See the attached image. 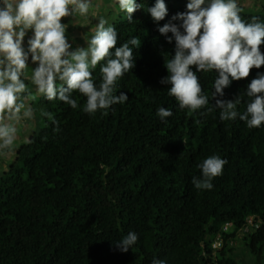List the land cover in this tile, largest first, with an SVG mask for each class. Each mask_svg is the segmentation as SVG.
Wrapping results in <instances>:
<instances>
[{
    "label": "trees",
    "instance_id": "trees-1",
    "mask_svg": "<svg viewBox=\"0 0 264 264\" xmlns=\"http://www.w3.org/2000/svg\"><path fill=\"white\" fill-rule=\"evenodd\" d=\"M137 3L151 7L155 0ZM164 3L168 14L158 23L143 10L128 20L115 2L104 15L117 30V47L132 37L140 40L134 68L117 82L116 94L128 96L125 104L106 115L88 114L85 98L75 91L76 109L32 97L35 128L0 175V264H151L153 258L235 264L236 240L253 264H264V125L222 121L219 109L204 115L205 109H180L168 95L169 86L160 81L168 75L164 63L174 55V42L157 29L185 12L188 1ZM241 17L264 22V13L242 8ZM258 73L264 65L224 89V100L240 97L241 114L248 101L243 93ZM92 76L98 84L99 64ZM198 77L211 97L215 72ZM160 107L173 112L166 122L156 114ZM212 155L227 161L222 174L211 190L196 189L198 165ZM250 215L259 227L237 237ZM226 222L233 230L222 235L213 255L210 244ZM128 232L137 234V244L121 252L113 243Z\"/></svg>",
    "mask_w": 264,
    "mask_h": 264
},
{
    "label": "clouds",
    "instance_id": "clouds-1",
    "mask_svg": "<svg viewBox=\"0 0 264 264\" xmlns=\"http://www.w3.org/2000/svg\"><path fill=\"white\" fill-rule=\"evenodd\" d=\"M115 4L128 20L137 10L146 12L155 23L168 14L164 0H155L151 7L137 0H115ZM92 10V0H0V151L11 153L20 126L34 117L25 103L30 97L26 80L47 100L57 99L73 109L78 105L72 93L78 92L85 98L83 111L88 114L100 111L106 115L113 105L128 101L126 93L116 94L117 82L134 68V49L140 46V40L132 37L117 47V30L100 15L92 34L83 37L86 47L73 48L66 34L69 25L61 23L66 17L87 18ZM157 31L167 43L174 42V55L164 63L168 75L160 83L169 86L168 95L175 98L180 109L193 113L205 109L201 115L219 109L222 121L239 118L250 128L264 125V73H258L243 93L248 101L242 114L237 111L240 97L223 99L224 89L233 81L248 77L250 69L264 65L260 50L264 22L255 17L251 22L242 19L238 0H188L186 11L173 15ZM29 57L36 65L34 69L28 66ZM98 64L97 84L92 72ZM213 71L215 80L209 97L202 91L198 73ZM210 100H215L214 106ZM156 114L166 122L173 112L160 107ZM226 163L217 155L204 159L198 165L201 176L192 178L195 188L211 190L213 178L222 174ZM244 222L237 237L250 234L260 224L253 215ZM233 227L231 222L222 225L221 233L210 244L213 255L222 247V235L231 233ZM137 241V234L128 232L113 244L119 251L128 252ZM151 264L166 262L153 258Z\"/></svg>",
    "mask_w": 264,
    "mask_h": 264
},
{
    "label": "rangeland",
    "instance_id": "rangeland-1",
    "mask_svg": "<svg viewBox=\"0 0 264 264\" xmlns=\"http://www.w3.org/2000/svg\"><path fill=\"white\" fill-rule=\"evenodd\" d=\"M92 2L93 10L87 18L66 17L61 19V23H66L69 25L66 34L69 37V42L72 43L73 48L86 47V43L83 37L90 36L92 34V29L94 28L96 23V20H94L93 22L90 21V17L106 15L109 8L114 7L115 0H92ZM238 5L246 12L252 14L264 13V0H238ZM30 36L31 32L29 31V33L25 36V46ZM28 66L32 69L36 67L35 64L31 63L30 57ZM25 82L30 90V97L25 99V103L30 106L32 97L41 95L36 93L35 86L31 84L30 80H26ZM34 122V118H32L31 120L24 121L23 124L20 126L18 137L15 142L14 149L11 151V153H7L6 150L0 151V175L8 170L9 165L12 164L15 160L17 150L23 144H25L28 138L30 137L31 133L35 128ZM234 246L235 252H233V254L231 255V258L234 260V263L252 264V259L249 256L247 249L242 245L241 241L236 240Z\"/></svg>",
    "mask_w": 264,
    "mask_h": 264
},
{
    "label": "built area",
    "instance_id": "built-area-1",
    "mask_svg": "<svg viewBox=\"0 0 264 264\" xmlns=\"http://www.w3.org/2000/svg\"><path fill=\"white\" fill-rule=\"evenodd\" d=\"M224 230H226L227 229V226H224V228H223Z\"/></svg>",
    "mask_w": 264,
    "mask_h": 264
}]
</instances>
